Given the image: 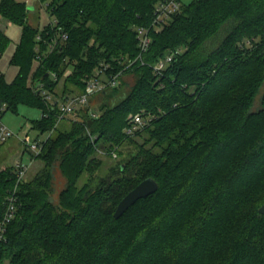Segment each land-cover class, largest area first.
<instances>
[{
    "label": "trees",
    "instance_id": "16d2710c",
    "mask_svg": "<svg viewBox=\"0 0 264 264\" xmlns=\"http://www.w3.org/2000/svg\"><path fill=\"white\" fill-rule=\"evenodd\" d=\"M41 1L55 20L42 31L26 2L0 0L1 16L22 29L10 60L18 74H0V107L40 109L47 115L32 125L48 134L34 157L42 165L18 185L0 264H264V92L253 109L264 85V0H183L141 57L137 28L152 25L160 0ZM10 41L0 27V56ZM106 63L118 84L77 120L59 119L36 88L64 100ZM142 110L152 122L127 134ZM148 177L159 189L116 219ZM15 185L14 165L0 166V219Z\"/></svg>",
    "mask_w": 264,
    "mask_h": 264
},
{
    "label": "built area",
    "instance_id": "2783aa9c",
    "mask_svg": "<svg viewBox=\"0 0 264 264\" xmlns=\"http://www.w3.org/2000/svg\"><path fill=\"white\" fill-rule=\"evenodd\" d=\"M183 0H160L156 3L154 9V18L153 23L150 27L141 26L137 28V38L139 41V48L141 55L146 52L152 42L151 31L154 29L156 31H161L168 21L171 19L172 15L177 12L182 6ZM68 36L66 33L61 34V38L66 39ZM58 42L57 38L54 39L53 43L50 44V49L54 48V45ZM250 42V41H249ZM248 42V43H249ZM182 50L177 49L169 53L165 58L161 59L154 65V72L156 75H162L163 70L166 66L172 62L174 56L180 53ZM131 63H129L130 65ZM110 69V63L102 64L101 67L96 69L94 74L86 78V89L83 93L69 95L64 100H57L52 96L51 93L47 91L44 84L39 82L37 84V89L41 91L42 95L50 101L51 105L57 103L59 119L64 117H71L74 120L79 119V112L82 108H85L90 103V98L92 95L97 92L102 91L103 89L114 87L118 84L119 74L107 75V71ZM70 73V70L67 71V74ZM56 77V74H54ZM7 109V104L4 103L0 107V145L4 144L8 139L13 136V132L6 125L1 123V118L4 112ZM92 116H97L96 111H91ZM46 116L47 113H42L41 116ZM153 115L146 113L144 110L137 112L135 114H130L128 117V126L125 128L127 134H133L137 129L144 128L148 126L152 120ZM43 147V141L37 140L31 144H27V150L30 151L32 159L37 156ZM30 163H25L20 160L17 161L14 165V172L16 177V185L13 189L7 194L4 205L5 210L2 218L0 219V243L6 241L8 227L11 222L16 218L19 210V199H18V185L26 177L29 169Z\"/></svg>",
    "mask_w": 264,
    "mask_h": 264
},
{
    "label": "rangeland",
    "instance_id": "374dc122",
    "mask_svg": "<svg viewBox=\"0 0 264 264\" xmlns=\"http://www.w3.org/2000/svg\"><path fill=\"white\" fill-rule=\"evenodd\" d=\"M21 2H26L29 7L34 8L28 11V21L39 30H43L49 23L54 22V17L50 15L46 10L47 2H42L41 0H17ZM189 2L190 0H184ZM0 27L6 32L10 37V44L7 50L2 56H0V74H4L8 82H12L16 75L18 74L19 68L12 65L10 60L15 52L16 46L20 40L21 27L17 24L6 21L0 14ZM264 92V85L261 91L257 95L254 108L258 109L261 105V97ZM103 100V95L101 92H97L90 98L91 103L98 104V102ZM42 115L40 109L31 108L27 106H21L18 113H14L10 110H6L1 118V123L6 125L14 133L13 136L8 139L4 144L0 145V166L1 168H6L7 166L15 165L17 161H24L25 163H30L29 173L36 172L42 165L41 161H36L32 159L30 151L27 150V144H31L37 140H45L48 136L47 133H40L38 130L33 128L32 122L38 120ZM66 120H63L61 124H64ZM138 142H143L142 138L137 139ZM129 147L121 148L120 150H125ZM127 150V149H126ZM136 149L133 147V151ZM120 153L118 151L112 154V158L108 159V163H111L112 159H117ZM99 174H102L99 173ZM60 185L57 186L52 194V198L57 202L58 192L60 190ZM8 264V263H6Z\"/></svg>",
    "mask_w": 264,
    "mask_h": 264
},
{
    "label": "water",
    "instance_id": "95a60500",
    "mask_svg": "<svg viewBox=\"0 0 264 264\" xmlns=\"http://www.w3.org/2000/svg\"><path fill=\"white\" fill-rule=\"evenodd\" d=\"M158 189L159 184L154 178L148 177L142 180L121 199L115 210L114 217L116 219L120 218L139 199L155 193ZM259 212L264 215V205L259 208Z\"/></svg>",
    "mask_w": 264,
    "mask_h": 264
},
{
    "label": "crops",
    "instance_id": "0c3cea01",
    "mask_svg": "<svg viewBox=\"0 0 264 264\" xmlns=\"http://www.w3.org/2000/svg\"><path fill=\"white\" fill-rule=\"evenodd\" d=\"M29 7V6H28ZM32 8H34L33 6H31V7H29V9H32Z\"/></svg>",
    "mask_w": 264,
    "mask_h": 264
}]
</instances>
